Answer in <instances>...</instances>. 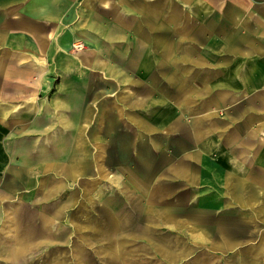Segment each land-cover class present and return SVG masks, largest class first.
Segmentation results:
<instances>
[{"label":"crops","instance_id":"1","mask_svg":"<svg viewBox=\"0 0 264 264\" xmlns=\"http://www.w3.org/2000/svg\"><path fill=\"white\" fill-rule=\"evenodd\" d=\"M19 1L0 0V264H70V218L114 230L96 252L140 230L157 264H264V0H61L44 31Z\"/></svg>","mask_w":264,"mask_h":264},{"label":"rangeland","instance_id":"2","mask_svg":"<svg viewBox=\"0 0 264 264\" xmlns=\"http://www.w3.org/2000/svg\"><path fill=\"white\" fill-rule=\"evenodd\" d=\"M61 0H20L19 4H17L15 8V13L17 16L19 15L22 20L23 25L21 26L20 29H26L28 30H45L46 23L44 20V11H45V5L47 3L53 4V11L56 12L55 14H59L62 9L59 8ZM62 3V2H61ZM68 5H64V9H66ZM7 9V8H6ZM68 10V9H66ZM10 14L13 13L14 11L10 8L9 9ZM67 12V11H66ZM65 12V13H66ZM64 13V14H65ZM35 26V27H33ZM27 34V33H26ZM65 45V44H64ZM66 52H70L72 54L79 53V51H83L84 48H86V45L84 42L81 41H76V42H71L70 44H66ZM49 51V50H48ZM42 61L38 63V68L36 69V80H39L40 78H43V76L39 75L41 73L46 64L47 66L50 67L51 65L55 64L54 59L47 58V62L45 61L44 58H41ZM25 61H22V64L25 67L24 69H29L28 67V59H23ZM58 61V60H57ZM65 61V60H64ZM32 70L31 69V73ZM26 76L29 74V71H25ZM33 79V78H32ZM60 80L56 78L54 80V89L45 92V96L42 94V92H37L39 94H35L36 99H43V97L47 98H52L54 93L56 92V87L55 85L58 84ZM80 190V187H78V184L75 182L73 183L70 188H69V193L72 194L71 190ZM89 193L92 192V187H86L85 188ZM75 205V203H74ZM73 208V204L70 205V211ZM71 215V214H70ZM86 227L91 228L92 226V220L91 218L86 219ZM89 224V225H87ZM75 224L72 223V220L70 218V224H69V230H68V242H69V254H70V264H73L72 260V250H75L76 243L79 242L84 244V256H85V264H157L155 261H151V258H157L156 256V251L152 249V244L155 243L154 239L156 238H151V237H142L140 234V230H130L134 231L135 234L132 235L133 232H128L130 233L129 235L126 233L123 234H118L115 235L116 238L120 239L121 241L120 244L118 243L116 246L120 250L122 249L121 252L113 251V252H108V249H100L97 252L95 251L96 249V244L101 245L102 247H105L104 245H107L109 239H113L107 234V232L110 231V234L114 230H100L101 234L95 235L93 233V230H84L82 233L78 234V231L74 228ZM118 231V230H116ZM122 231V230H121ZM175 232H177L175 230ZM115 233V232H114ZM151 233V232H150ZM94 234V235H93ZM162 236H164V239L168 242H171L174 239H177L179 236L178 234H174V230H162L161 231ZM154 235V234H152ZM144 243L150 245V249L145 248L143 245ZM143 245V248L141 246ZM115 250V248H114ZM143 255V257H141ZM132 259H139V261H134ZM144 260V261H141Z\"/></svg>","mask_w":264,"mask_h":264}]
</instances>
